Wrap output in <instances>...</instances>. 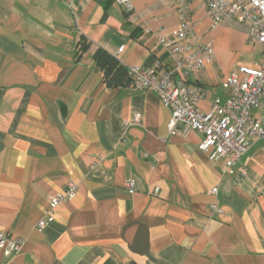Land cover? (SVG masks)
<instances>
[{"label": "crops", "instance_id": "crops-1", "mask_svg": "<svg viewBox=\"0 0 264 264\" xmlns=\"http://www.w3.org/2000/svg\"><path fill=\"white\" fill-rule=\"evenodd\" d=\"M130 1L126 12L113 0H0V232L22 239L0 264H264V137L224 170L200 133H169L152 90L107 86L95 64L97 48L127 68L171 64L156 33L177 27L176 6ZM184 3L216 64L178 83L200 88L207 110L264 51L246 23L211 27L204 0ZM69 181L75 196L49 214Z\"/></svg>", "mask_w": 264, "mask_h": 264}, {"label": "built area", "instance_id": "built-area-1", "mask_svg": "<svg viewBox=\"0 0 264 264\" xmlns=\"http://www.w3.org/2000/svg\"><path fill=\"white\" fill-rule=\"evenodd\" d=\"M113 1L126 12L132 10L130 0ZM170 1L176 6L179 23L174 29L166 33L161 29L156 35L160 46L170 57L171 64L165 69H159V64L128 67L132 87L137 91L152 90L170 110L169 133H200L199 149H211L210 157L223 158V169L227 170L238 162L256 140L264 137V58L255 66H238V74L232 73L221 82L225 97H215L207 110L200 109L201 89L196 85L184 86L178 81L200 73L209 64H216L214 49L210 41L202 40L191 28L186 17L185 0ZM204 2L211 27L226 18L246 23L248 38L262 46L264 51V0ZM121 50L119 48L118 52ZM253 108L259 111L258 116L253 115ZM139 122L140 115L136 113L133 123ZM126 188L128 191L134 189L133 180L127 181ZM76 191V183L69 181L63 190L49 197L48 213H52L61 202L72 199ZM211 192L215 193L216 188ZM211 209L219 211L214 204ZM46 223L45 220H39L37 226L43 228ZM21 245V238L0 232V250L17 253Z\"/></svg>", "mask_w": 264, "mask_h": 264}, {"label": "trees", "instance_id": "trees-1", "mask_svg": "<svg viewBox=\"0 0 264 264\" xmlns=\"http://www.w3.org/2000/svg\"><path fill=\"white\" fill-rule=\"evenodd\" d=\"M88 44L82 42L79 52L86 51ZM92 58L99 69L103 71L104 81L107 86H117L126 83L131 78L128 68L123 66L117 58L102 48H97L92 54Z\"/></svg>", "mask_w": 264, "mask_h": 264}]
</instances>
